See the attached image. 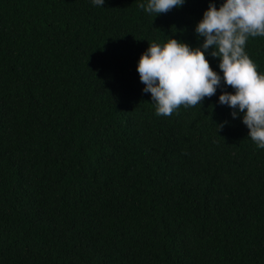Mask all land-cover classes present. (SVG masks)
<instances>
[{
    "label": "trees",
    "instance_id": "obj_1",
    "mask_svg": "<svg viewBox=\"0 0 264 264\" xmlns=\"http://www.w3.org/2000/svg\"><path fill=\"white\" fill-rule=\"evenodd\" d=\"M209 2L0 0V264H264V149L220 88L157 116L136 71L198 47ZM246 51L264 73V37Z\"/></svg>",
    "mask_w": 264,
    "mask_h": 264
},
{
    "label": "clouds",
    "instance_id": "obj_2",
    "mask_svg": "<svg viewBox=\"0 0 264 264\" xmlns=\"http://www.w3.org/2000/svg\"><path fill=\"white\" fill-rule=\"evenodd\" d=\"M90 2L102 7L105 0ZM185 2L146 0L138 6L156 17ZM194 33L203 38L198 47L171 36L148 44L137 60L142 92L150 93L155 114L167 117L181 106H201L220 88L218 103L232 109L231 117L239 116L248 137L264 149V73L246 51L249 38L264 37V0H222L219 7L210 0ZM206 54L218 58L219 72L210 67ZM225 86L233 91H224Z\"/></svg>",
    "mask_w": 264,
    "mask_h": 264
}]
</instances>
